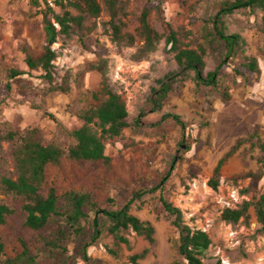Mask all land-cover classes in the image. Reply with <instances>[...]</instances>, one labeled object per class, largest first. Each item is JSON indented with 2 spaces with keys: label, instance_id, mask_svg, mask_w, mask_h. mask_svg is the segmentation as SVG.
<instances>
[{
  "label": "rangeland",
  "instance_id": "374dc122",
  "mask_svg": "<svg viewBox=\"0 0 264 264\" xmlns=\"http://www.w3.org/2000/svg\"><path fill=\"white\" fill-rule=\"evenodd\" d=\"M49 1L61 12L54 0ZM123 1L127 12L121 16L127 25L125 30L135 33L148 0ZM159 1L164 13L153 11L151 21L155 29L162 33L166 19L180 34L183 30L192 32L184 41L197 48L203 42L204 19L216 12L222 0ZM39 10L31 0H0V135L14 130L22 134L36 130L63 151L60 163L48 168L45 189L55 184L60 193L67 189L89 191L103 207L109 205L108 197L116 198L122 205L134 191L159 184L174 159L176 163L162 189L132 205L133 214L154 225L155 244L150 245L132 230L124 234L129 245L104 232L96 244L88 247L91 259L98 264H132L131 255L149 248L139 259L140 264L183 262L178 252L179 233L166 216L160 200L163 196L183 211L189 225L207 231L212 238V245L202 257L203 264H264V232L255 208H250L247 223L243 218L235 224L222 219L226 207H236L244 200L255 202L264 193V175L260 179L234 178L241 172L258 170L260 148L251 144L257 143L258 138L264 141L262 12L236 10L227 17L229 31L246 39L247 53L258 59L260 67L249 80L236 77L231 69L223 71L222 82L228 88L229 100L222 97L223 89L196 85L192 73L154 111L153 89L159 87L160 78L177 69L174 54L167 52L162 40L156 52L141 61L133 60L131 55L143 42L137 38L134 47L114 43L106 8L98 18L86 22L89 29L84 33L60 35L53 45L58 54L54 61L55 82L60 83L70 74L69 93L53 91L49 83L37 79L41 71H31L35 77L24 75L10 80L7 75L11 68L29 71L24 49L34 55L43 49L45 24ZM222 57V51L208 55L206 71L214 70ZM103 59L108 60L111 85L127 103L131 125L124 135L135 142L129 147L120 143L109 145L106 149V154L112 157L109 166L75 161L67 156L71 131L82 125V113L98 103L94 94L100 89L102 77L99 72L89 70V64ZM168 112L179 114L186 129L172 118H165ZM250 137L254 138L244 143L223 168L220 188L214 190L208 181L218 160L238 140ZM15 148L12 141L0 138V180L5 175L15 177ZM242 189H248V193L243 194ZM0 200L16 210L5 225H0V239L9 255L22 249L23 239L38 264H87L81 259L82 238L62 242L67 252L47 243L56 240L60 229L65 228L61 217L52 219L42 230H33L24 224L27 213L20 197L1 188Z\"/></svg>",
  "mask_w": 264,
  "mask_h": 264
},
{
  "label": "trees",
  "instance_id": "16d2710c",
  "mask_svg": "<svg viewBox=\"0 0 264 264\" xmlns=\"http://www.w3.org/2000/svg\"><path fill=\"white\" fill-rule=\"evenodd\" d=\"M40 7L43 15L45 31L43 49L40 54L34 55L24 49L25 63L29 71L11 68L7 77L12 80L24 75L33 76L31 71H41L36 78L41 82H47L56 92L69 93L72 90L70 74L60 83L55 82V63L58 54L53 45L58 42L60 35L70 37L74 33H84L89 27L86 22L90 18H98L104 8L110 14L112 41L119 47L137 46V38L143 43L137 46L131 58L141 61L158 50L162 40L165 41L168 53L174 54L177 69L168 72L158 80L159 87L154 88L155 96L151 99L154 111L159 110L164 102L175 92V86L181 85L184 80L193 73L196 85L223 89L222 97L230 99L227 87L223 86L222 73L225 69H231L236 77L248 79L260 71L259 61L256 57L247 53L248 43L238 32H230L227 25V17L236 10L254 13L262 12L261 29L264 33V0H222L216 8V12L204 19L202 26V43L193 48L190 42L184 40L192 32H180L174 28L171 22L163 19V32H159L152 25V14L158 10L164 13L159 0H148L141 11L139 26L136 32L125 30L127 25L121 18L126 16L123 0H54V5L60 7L57 12L49 0H31ZM74 9L76 13L73 12ZM185 36V38L183 37ZM222 51L223 57L217 63L214 70L206 71V57ZM108 60L103 59L98 63L91 62L89 70L97 71L102 77L100 89L94 94L98 103L90 105L81 115L82 125L71 131L72 143L67 148V156L75 161L102 162L109 166L112 157L106 154L109 145L118 143L124 147L135 144L132 138L124 135V130L129 128V111L126 100L111 85L108 76ZM35 77V76H33ZM10 87L8 81V88ZM165 118H172L184 129L185 123L179 114L168 112ZM55 119V118H54ZM139 123V120H136ZM0 138L12 141L15 148L16 173L1 178L0 190L14 194L22 199V208L27 213L24 224L33 230H42L47 227L52 219L61 217L65 222V228H61L56 240L47 242L51 247L61 248L64 252L68 249L62 242L68 239H83L81 259L87 264H98L88 255V247L96 244L104 232L113 235L119 242L129 245V239L124 235L132 230L143 236L150 245L155 244V227L150 221L141 220L132 213V205L135 201L162 189L167 177L175 169V159L162 181L152 187L141 188L132 193L130 198L122 205L116 198L108 197L106 207L101 206L89 191L67 189L59 192L55 184H50L47 189V171L50 165L59 164L63 151L39 136L36 130L20 133L18 130L9 131ZM254 138V137H253ZM238 140L218 160L211 178L208 181L210 187L219 190L221 185L222 170L229 160L239 151L241 146L253 139ZM252 147L260 148L258 157L259 168L257 171L241 172L234 176L236 180L245 178L260 179L264 175V141L258 138L257 143L252 142ZM243 194L248 189H242ZM166 216L179 233L178 252L183 262L176 264H203L202 257L212 245V238L207 231L193 228L189 225L183 211L172 202L160 197ZM255 208L261 230L264 232V193L255 202L244 200L236 207H226L222 212V219L228 223H238L242 218L246 223L249 220L251 207ZM16 213V210L0 200V225H5L8 218ZM90 229V233L88 231ZM87 235V239L84 238ZM22 249L15 254L6 252L5 243L0 239V264H38L37 258L30 251L29 246L20 240ZM112 253L114 251L109 249ZM149 248L141 253L130 256L132 264H140L139 259L144 257Z\"/></svg>",
  "mask_w": 264,
  "mask_h": 264
}]
</instances>
